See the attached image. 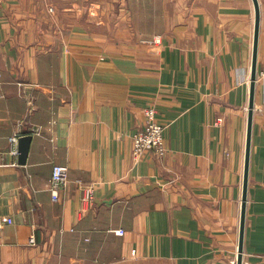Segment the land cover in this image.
<instances>
[{"label": "crops", "instance_id": "crops-1", "mask_svg": "<svg viewBox=\"0 0 264 264\" xmlns=\"http://www.w3.org/2000/svg\"><path fill=\"white\" fill-rule=\"evenodd\" d=\"M254 27L253 0H0V264H237ZM263 103L257 83L243 264H264ZM148 105L166 152L137 158Z\"/></svg>", "mask_w": 264, "mask_h": 264}, {"label": "built area", "instance_id": "built-area-1", "mask_svg": "<svg viewBox=\"0 0 264 264\" xmlns=\"http://www.w3.org/2000/svg\"><path fill=\"white\" fill-rule=\"evenodd\" d=\"M53 10V8H51ZM257 83L261 84L264 88V66L257 71ZM264 105V103H263ZM157 112L154 106L148 105L144 108L145 122L135 132L133 138V153L138 158L145 152H154L159 157H163L166 152L164 126L157 121ZM12 148L11 154L18 156L19 151L17 147L18 135L11 138ZM70 185L69 170L66 166L54 164L52 168L51 177L48 182V189L51 192L53 201H58L60 192L68 189ZM83 200L90 205L94 202V188L92 185L83 188ZM6 222H12L10 218L3 217L0 219V227ZM118 235H124L125 230L122 228L112 230ZM30 242L34 243L35 238L31 237Z\"/></svg>", "mask_w": 264, "mask_h": 264}, {"label": "water", "instance_id": "water-1", "mask_svg": "<svg viewBox=\"0 0 264 264\" xmlns=\"http://www.w3.org/2000/svg\"><path fill=\"white\" fill-rule=\"evenodd\" d=\"M255 9V27H254V42L250 74V90H249V105H248V120H247V137H246V150H245V166L243 177V196H242V209H241V223H240V237L237 255V264H243V246H244V233L246 223V210H247V194L249 184V169L251 157V141L253 130V118L255 112V96L257 87V71H258V45H259V31L261 22V10L259 0H253ZM33 136L25 134L18 139V162L25 165L28 160L31 142Z\"/></svg>", "mask_w": 264, "mask_h": 264}, {"label": "rangeland", "instance_id": "rangeland-1", "mask_svg": "<svg viewBox=\"0 0 264 264\" xmlns=\"http://www.w3.org/2000/svg\"><path fill=\"white\" fill-rule=\"evenodd\" d=\"M263 107H264V105H263ZM160 123V122H159ZM164 137H165V128H164ZM173 181V180H172Z\"/></svg>", "mask_w": 264, "mask_h": 264}]
</instances>
